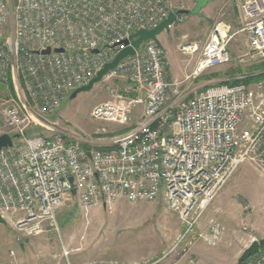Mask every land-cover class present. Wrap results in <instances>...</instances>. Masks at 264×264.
<instances>
[{
    "label": "built area",
    "instance_id": "obj_1",
    "mask_svg": "<svg viewBox=\"0 0 264 264\" xmlns=\"http://www.w3.org/2000/svg\"><path fill=\"white\" fill-rule=\"evenodd\" d=\"M239 10L249 52L264 57V0H241ZM171 12L167 0H0V83L16 93L5 101L8 132L2 134L20 138L32 108L42 115L58 110L131 46L133 33L154 29ZM229 40L220 24L204 45L186 42L179 51L198 55L193 75L199 76L230 62ZM102 82L110 85V100L92 108L90 118L126 126L138 113L128 130L108 141L14 139L0 150V217L18 240L47 229L59 233L57 211L70 195L83 210L161 198L185 220L194 209L204 211L242 162L264 176V83L219 84L190 95L168 81L161 46L153 41L143 42ZM214 227L207 238L212 244L220 233ZM8 256L24 264L14 251ZM242 264H264V250Z\"/></svg>",
    "mask_w": 264,
    "mask_h": 264
},
{
    "label": "rangeland",
    "instance_id": "obj_2",
    "mask_svg": "<svg viewBox=\"0 0 264 264\" xmlns=\"http://www.w3.org/2000/svg\"><path fill=\"white\" fill-rule=\"evenodd\" d=\"M167 1L173 13L192 10L195 4V0ZM239 3L240 0H215L203 8L199 15H179L169 31L158 35L169 82L177 83L190 95L202 91L204 82L215 79L219 83L248 80L247 86L251 88L264 83V67L253 70L264 62V57L249 52L247 37L239 26ZM220 24L229 29L227 49L230 62L204 71L192 82L187 80L188 77L182 81L170 80L169 68L174 64L177 53L183 55L179 46L186 42L204 45L211 31ZM184 56L193 58L194 63L198 59V55ZM109 86L101 81L72 99L69 95L58 110L50 115H42L31 107L30 114L34 119L31 118L23 134L15 141L23 143L24 140L40 135L108 141L114 135L125 132L135 124L138 113L134 114L126 126L90 118L92 108L110 100ZM15 94L10 85L0 83L1 134L8 132L3 125V111L7 108L5 101L15 97ZM10 132L12 136L16 134ZM73 198L70 195L63 211L56 215L59 233L50 231L36 238L30 237L31 242H43V253H35L30 248L28 254L24 255L20 244L24 245L25 239L18 240L10 224L0 223V264H14L8 256L9 251L15 252L16 262L27 264L40 257L52 256L62 262L90 259L89 262L124 264H237L242 252L252 241L264 238V176L250 161L242 162L237 167L201 214L194 209L185 220L163 200L161 204H156V201L131 204L125 199H119L110 207L99 204L83 210L74 203ZM214 226H218L220 231L216 244L207 241ZM113 244L150 246L156 248L155 251L158 247L160 249L157 255L148 259L122 262L109 257L108 249ZM63 249L68 251L67 255L63 254Z\"/></svg>",
    "mask_w": 264,
    "mask_h": 264
},
{
    "label": "water",
    "instance_id": "obj_3",
    "mask_svg": "<svg viewBox=\"0 0 264 264\" xmlns=\"http://www.w3.org/2000/svg\"><path fill=\"white\" fill-rule=\"evenodd\" d=\"M215 0H195V4L192 10H178L177 12L169 13L168 16L154 29L152 30H138L131 35V46L125 47L124 49L120 50L119 53L116 54L113 61L104 65V67L96 74V76L86 85L74 90L71 95L70 99L77 96V94L81 92L89 91L95 84L100 83L107 74V72L113 69L122 59L127 56H131L134 54L135 50L140 47L143 42L146 41H153L158 46L160 42L158 40V35L164 31H169L170 27L176 22L177 17L179 15H199L200 11L205 8L209 3ZM123 44L127 45V41H123ZM50 50L47 48L46 50L42 51V54H49ZM56 53L62 52L61 49H56ZM93 53H96L97 50H92ZM18 135L10 136L8 134L0 135V150L6 149L11 147L13 144V140L17 139ZM70 181L72 179L70 178ZM74 189L71 190V194H74ZM0 223L5 224V221L0 217ZM264 248V238L259 241H252V243L242 252L241 256L237 260V264H242L248 258L254 256L260 251V248ZM20 249H23V244H20Z\"/></svg>",
    "mask_w": 264,
    "mask_h": 264
},
{
    "label": "crops",
    "instance_id": "obj_4",
    "mask_svg": "<svg viewBox=\"0 0 264 264\" xmlns=\"http://www.w3.org/2000/svg\"><path fill=\"white\" fill-rule=\"evenodd\" d=\"M240 2H241V0H240ZM239 5H240V3H239ZM239 5H238V8H239ZM238 20H239V26H240V28H242V19H241V15H240V10H239ZM193 61H194L193 58H187L185 56L183 57V55H179V53H177L176 60H175L174 64L171 66V68L168 67L169 68L168 77L171 78L170 80L182 81L183 78L188 77L187 80L189 79L190 82L194 81L195 78H197L198 76L193 75V70H194L196 63H197V61L195 63ZM182 64H185V65L182 66ZM185 82L186 81H184V83ZM219 84H220L219 80L215 79V80L206 81L202 85L204 86V89H206L208 87L218 86ZM202 85H200V86H202ZM68 198H69V196L66 197L62 206L58 209L57 214L63 211V209H64L63 206L68 203V200H69ZM73 199H74V203L77 205L76 198L74 197ZM161 203H163L161 198L156 200V204H161ZM45 232H50V230L47 229ZM34 238H36V237H34ZM24 239L26 241L25 244L23 245V249H22V252L24 253V255L28 254V251L30 248L34 249L36 251L35 253H43V252H41V249L43 250L45 248V246L41 245V243H43L42 241L39 244L35 241L31 242L30 238H24ZM155 249L156 248H153L150 246L143 247L142 245H133V244L115 245V244H113L110 247V249H108V250H109V257H112L114 259H119L122 262H135V261H142L143 259H148L150 257L157 255L158 250L160 248L158 247L156 251H155ZM100 257H102V256H100ZM89 260L90 259L78 260L76 262H71L69 260H66L65 262H62V261H57L56 257L54 258L52 256V258L40 257L38 260H33L29 264H68V263L69 264H84V263H88ZM24 264H27V263H24Z\"/></svg>",
    "mask_w": 264,
    "mask_h": 264
},
{
    "label": "trees",
    "instance_id": "obj_5",
    "mask_svg": "<svg viewBox=\"0 0 264 264\" xmlns=\"http://www.w3.org/2000/svg\"><path fill=\"white\" fill-rule=\"evenodd\" d=\"M264 67V62L257 68H254L253 70L260 69ZM261 77V76H259ZM248 80H242V81H237V82H227V83H220V84H228V85H234V84H246L247 85Z\"/></svg>",
    "mask_w": 264,
    "mask_h": 264
}]
</instances>
